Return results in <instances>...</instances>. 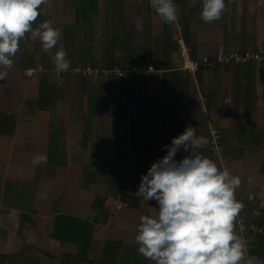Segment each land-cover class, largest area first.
<instances>
[{
	"label": "crops",
	"instance_id": "crops-1",
	"mask_svg": "<svg viewBox=\"0 0 264 264\" xmlns=\"http://www.w3.org/2000/svg\"><path fill=\"white\" fill-rule=\"evenodd\" d=\"M202 2L173 0V24L149 0L40 6L33 29L50 20L61 31L51 55L63 49L71 68L92 74L41 73L52 60L31 33L11 57L0 80V264H154L134 238L158 205L135 193L167 154L162 146L189 125L208 141L193 152L222 169L210 152L217 136L226 167L241 178L240 264H264V61L184 69L188 59L264 52V0H225L211 23L200 19ZM148 66V75L132 71ZM37 155L46 160L33 164ZM238 217L263 233L239 234Z\"/></svg>",
	"mask_w": 264,
	"mask_h": 264
},
{
	"label": "clouds",
	"instance_id": "clouds-1",
	"mask_svg": "<svg viewBox=\"0 0 264 264\" xmlns=\"http://www.w3.org/2000/svg\"><path fill=\"white\" fill-rule=\"evenodd\" d=\"M49 0H0V80L13 68V59L19 41L39 37L42 50L50 54L57 72H67L71 62L67 52L58 50L61 31L52 21L45 20L33 29L40 15V6ZM149 6L161 21L173 24L178 21L177 6L173 0H149ZM225 0H203L200 19L211 23L221 18ZM208 143L196 135V128L187 126L174 137L171 144L162 146L167 154L157 159L141 174L135 196L144 201L154 200L158 205L155 215H142L134 242L138 254L154 264H240L245 242L234 232V220L243 204L235 198L241 178L231 174L227 167L219 168L215 161L193 152ZM191 152L181 160L177 153ZM37 155L33 164L45 161ZM252 177L248 178L251 183ZM38 195V198H45Z\"/></svg>",
	"mask_w": 264,
	"mask_h": 264
},
{
	"label": "built area",
	"instance_id": "built-area-1",
	"mask_svg": "<svg viewBox=\"0 0 264 264\" xmlns=\"http://www.w3.org/2000/svg\"><path fill=\"white\" fill-rule=\"evenodd\" d=\"M252 61H264V52L261 51H248L245 53H239V52H222L220 53L216 58H210V57H203L200 60H193L188 59L187 65L185 66V70L190 71L192 73H197L203 68L212 67V66H218V65H238V64H247ZM155 68L154 66H148L144 68H132V71L135 73H138L140 75H148L149 73L154 72ZM39 71L47 76H53L55 78H61L64 74L73 72L77 75L81 76H90L92 74V71L89 68H69L67 72H57L55 70V65L53 62L50 64V66L46 67H39ZM128 70H117L116 74L118 76H124L125 73H127ZM32 73V71H29L28 74ZM210 152L213 156V158L217 159L221 165L222 168L226 167L228 160L224 155L222 154L219 146H218V137L213 136V139L211 141L210 146ZM235 198L237 199V190L235 192ZM117 208H120V205L117 206ZM236 229L238 230L239 234L243 233L246 229H251L253 235L262 234V229H257L252 226H247L246 222L243 218L238 217L237 223H236Z\"/></svg>",
	"mask_w": 264,
	"mask_h": 264
},
{
	"label": "rangeland",
	"instance_id": "rangeland-1",
	"mask_svg": "<svg viewBox=\"0 0 264 264\" xmlns=\"http://www.w3.org/2000/svg\"><path fill=\"white\" fill-rule=\"evenodd\" d=\"M252 62H261V61H252Z\"/></svg>",
	"mask_w": 264,
	"mask_h": 264
}]
</instances>
